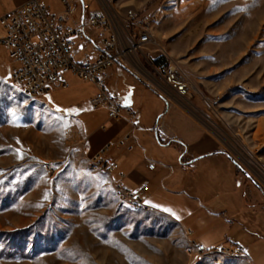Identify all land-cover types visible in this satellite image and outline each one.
<instances>
[{
  "label": "rangeland",
  "instance_id": "1",
  "mask_svg": "<svg viewBox=\"0 0 264 264\" xmlns=\"http://www.w3.org/2000/svg\"><path fill=\"white\" fill-rule=\"evenodd\" d=\"M44 1L61 11L60 0ZM141 1L117 5L159 13L163 50L145 55L191 81L187 110L235 160L257 200L264 199V0ZM13 67L0 46V78L7 83ZM113 73L135 78L118 64ZM75 90L86 96L93 86L71 77L62 92L73 97ZM46 97L0 80V264H216L188 256L177 224L125 202L108 172L47 124ZM86 104L99 117L106 111ZM149 156L159 163L156 151ZM250 248L252 262L227 256L222 264H264V246Z\"/></svg>",
  "mask_w": 264,
  "mask_h": 264
},
{
  "label": "crops",
  "instance_id": "2",
  "mask_svg": "<svg viewBox=\"0 0 264 264\" xmlns=\"http://www.w3.org/2000/svg\"><path fill=\"white\" fill-rule=\"evenodd\" d=\"M85 1L91 3L92 8L96 7L92 0ZM25 2L0 0V15ZM121 2L124 5L143 3L141 0ZM85 47L90 46L86 42L78 43L76 54L80 55ZM132 75L135 78L126 79L124 73H113L112 70L109 82L110 93L139 115L134 136L125 146L114 147L102 156L119 166L113 173H108L110 178L117 184L121 182L124 189L143 195L145 206L177 224L189 248V240L207 247L222 243L242 245L249 250L253 245L263 247L264 199L257 200L245 177L231 161L232 157L187 110L185 102L191 104L193 96L175 102L168 110L163 97L134 73ZM0 80L13 83V78L11 83ZM62 91L54 89L45 95L48 100L42 105L47 112V124L57 127L64 135V142L81 149L88 159H92L105 144H116L130 131L125 119L110 120L107 111L100 117L89 112L86 103L94 95V88L86 96L78 90L74 91L73 97ZM162 115L176 135L173 141L156 132L157 120ZM151 149L158 153L159 163L155 164L154 170L148 167L155 163L149 156ZM148 183V190L143 192ZM248 256L242 258L251 261Z\"/></svg>",
  "mask_w": 264,
  "mask_h": 264
},
{
  "label": "built area",
  "instance_id": "3",
  "mask_svg": "<svg viewBox=\"0 0 264 264\" xmlns=\"http://www.w3.org/2000/svg\"><path fill=\"white\" fill-rule=\"evenodd\" d=\"M183 3L187 0H166ZM95 8L85 0H60L62 11L54 12L44 0H26L20 7L0 15V27L4 30L0 46L13 61V83L23 92H30L33 98L49 94L54 89L66 90L70 78H78L91 84L95 90L90 98L92 109H105L110 120L125 119L130 131L116 144L107 143L91 159L99 160V169L113 173L119 166L102 158L114 147H123L134 136L139 115L125 107L109 91L112 70L116 64L134 73L167 101L168 110L172 104L193 96L194 85L175 66L164 68L155 65L146 49L163 50L157 27L159 13L146 7L117 5V0H92ZM119 6V7H118ZM86 42L92 49L83 48L76 54L78 43ZM139 55L145 57L154 73L140 63ZM140 73V74H137ZM140 75V76H139ZM186 107V105H185ZM104 128V126H103ZM157 134L173 141L175 133L169 127L165 115L156 123ZM154 170L155 163L148 165ZM124 176H122V179ZM118 188L125 202L145 206L138 193ZM145 185L143 192L147 191ZM190 241L188 256L199 261L200 255H249L248 247L222 243L213 247Z\"/></svg>",
  "mask_w": 264,
  "mask_h": 264
},
{
  "label": "bare ground",
  "instance_id": "4",
  "mask_svg": "<svg viewBox=\"0 0 264 264\" xmlns=\"http://www.w3.org/2000/svg\"><path fill=\"white\" fill-rule=\"evenodd\" d=\"M159 22H160V21H159ZM27 93H28L30 96L33 97V95L30 94V92H27ZM95 162H97V163H96V166L99 168V160H95ZM128 203H129V205H131V207H132L133 209H135V210H146V211L150 212V211L148 210V208H146V207H144V206L134 205V202H128ZM188 251H190V248L187 250V253H188ZM227 256H229V257H238V255H217V257H215V259H214V258H211V256H209V255H200V256H199V260H202V259H210V260L214 261V263H216V264H222L224 258L227 257Z\"/></svg>",
  "mask_w": 264,
  "mask_h": 264
},
{
  "label": "trees",
  "instance_id": "5",
  "mask_svg": "<svg viewBox=\"0 0 264 264\" xmlns=\"http://www.w3.org/2000/svg\"><path fill=\"white\" fill-rule=\"evenodd\" d=\"M154 63H155L156 66L159 65V59L154 60ZM230 159H231V161H232L233 163H235V164L237 165V163L235 162V160H234L233 158H230ZM237 166H238V165H237Z\"/></svg>",
  "mask_w": 264,
  "mask_h": 264
}]
</instances>
